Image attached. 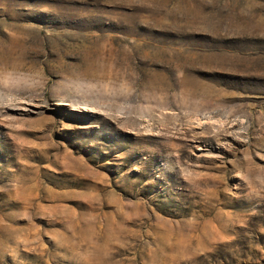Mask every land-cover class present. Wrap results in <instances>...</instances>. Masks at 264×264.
<instances>
[{"label":"rangeland","instance_id":"rangeland-1","mask_svg":"<svg viewBox=\"0 0 264 264\" xmlns=\"http://www.w3.org/2000/svg\"><path fill=\"white\" fill-rule=\"evenodd\" d=\"M0 264H264V0H0Z\"/></svg>","mask_w":264,"mask_h":264}]
</instances>
